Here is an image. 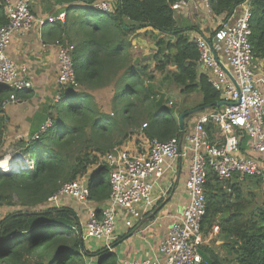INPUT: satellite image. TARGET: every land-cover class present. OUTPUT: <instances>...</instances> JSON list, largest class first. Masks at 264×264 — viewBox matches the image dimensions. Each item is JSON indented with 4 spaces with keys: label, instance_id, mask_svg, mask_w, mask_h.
I'll list each match as a JSON object with an SVG mask.
<instances>
[{
    "label": "trees",
    "instance_id": "trees-1",
    "mask_svg": "<svg viewBox=\"0 0 264 264\" xmlns=\"http://www.w3.org/2000/svg\"><path fill=\"white\" fill-rule=\"evenodd\" d=\"M5 1L0 0V26L7 23ZM177 1L116 0L111 13L84 6L66 17L64 25L76 24L74 40L68 43L74 45L79 87L59 92L64 104L50 115L52 126L44 134L19 140L7 150L20 160L10 173L0 172V208H11L0 216V264H87L88 256H98V264H116L114 255H102L104 249L85 248L72 208L42 209V205L63 183L96 166L88 178L89 199L100 209L110 193L103 154L132 137L140 139L135 133L143 124L142 133L149 140L167 141L180 135L174 110L155 107L156 74L179 87L181 94L200 93V105L217 107L219 93L205 75L199 76V51L185 34L198 28L179 24L172 9ZM242 1L208 3L215 16L226 19ZM251 12L250 43L256 59H264V0H252ZM140 29L150 33L154 51L145 62L135 64L130 37ZM109 85L114 92L111 114L103 113L89 92ZM11 94L20 95L0 85V103ZM3 128L0 117V138ZM247 180L256 188L261 186L260 179L252 176L219 179L213 171L207 176L200 264H264V201L252 207L255 194L243 189ZM214 225L218 234L209 238Z\"/></svg>",
    "mask_w": 264,
    "mask_h": 264
},
{
    "label": "built area",
    "instance_id": "built-area-1",
    "mask_svg": "<svg viewBox=\"0 0 264 264\" xmlns=\"http://www.w3.org/2000/svg\"><path fill=\"white\" fill-rule=\"evenodd\" d=\"M115 1L97 0L82 6L111 13ZM251 1L243 0L237 6L236 18L232 22L221 21L210 36L192 37L199 51L197 66L205 70L207 81L219 93L222 102L219 107L198 113L188 133L167 141L147 139V147L143 150L115 146L103 154L101 161L109 167L110 193L100 209L93 208L89 199L90 172L63 183L45 200L42 209L68 207L66 201L69 200L76 202L87 212L82 238L101 240L102 255L113 254L117 211L128 215L127 228L139 224L153 212L157 199L167 195V190H161L158 198L154 197V185L167 172H175L177 161L184 160L187 203L170 222L158 243V253L153 258L125 260L123 264H200V246L205 242L201 228L206 209L204 187L209 173L213 171L219 179H229L233 175L239 180L244 176L256 177L264 188V86L259 85L254 71L256 57L250 43ZM32 2L6 0L3 7L7 23L0 26V85L14 91L31 88L32 82L25 76L26 67H19L7 53L12 38L27 33L35 24L43 26L56 20L64 21L66 16L61 12L56 16L36 17L31 9ZM204 2L209 8L208 0ZM186 5V0H179L172 9L177 11ZM56 48L59 92L78 88L72 59L74 45L57 40ZM59 99L58 93L56 100ZM17 101L18 97L11 94L0 103V113ZM167 104L172 106L173 102ZM209 124L218 129L219 138L210 139ZM51 126L49 118L32 138H39ZM218 231V226L214 225L209 238Z\"/></svg>",
    "mask_w": 264,
    "mask_h": 264
},
{
    "label": "crops",
    "instance_id": "crops-1",
    "mask_svg": "<svg viewBox=\"0 0 264 264\" xmlns=\"http://www.w3.org/2000/svg\"><path fill=\"white\" fill-rule=\"evenodd\" d=\"M186 2L187 5L184 8L175 11V16L181 26L185 27L189 24L198 28L197 31H185V34L191 39L198 35L210 36V31H213L221 21L232 22L239 13V9L236 7L233 13L228 18L224 19L223 15L215 16L210 8L206 7L204 0H186ZM83 4H86V2L82 0H33L31 9L36 17L56 16L61 12H65L66 19V17L73 15L79 9L83 8ZM64 22L65 20H56L53 23L43 26L35 24L27 33L12 38L7 53L19 67H26L25 76L31 80L32 87L19 91L20 95L18 96V101L6 106L3 112L0 113V117L4 124L3 133L5 136H19L17 137L18 141L22 139L27 140L37 132L39 127L49 119L50 115L55 111L54 104L57 102L56 97L59 93L56 85V76L59 66L56 41L64 39L68 42L70 41L69 39L74 40L73 36L76 35L74 32L76 24L73 25L74 23L71 24L67 22L66 25H64ZM140 30H144L142 37L146 36L147 38L150 34H144L147 29ZM140 30H137L134 35L130 37L131 47L129 49L134 55V60L135 58H139L138 63L141 60L145 62V59H148L154 51V44L151 45V51L147 49L146 45H148L150 39L146 42L143 39H139L140 33H142ZM86 54L87 52L84 53V56H86ZM254 65V71L256 72L259 85L264 86V59H256ZM150 66H153V62H151ZM199 69L198 67V70ZM203 71L205 72V70ZM105 89H109L111 92L108 107H101L100 105H98V107L103 113L111 114L112 99L114 96L112 86L109 85L95 90H89V92L96 97L99 92ZM177 89L180 93V88L177 87ZM159 91L164 92L165 90ZM164 93H166L168 101H172L171 97H168V92ZM196 95H199L201 100L200 93L194 94V96ZM200 100L196 106L200 105ZM165 104L166 103H164V105ZM173 105L174 102L172 106ZM215 108L210 107L208 109ZM175 113L176 116L180 114H178L177 111ZM197 115L198 113L194 114L186 121L185 133L192 130ZM142 129L143 125L141 129H138L135 133L138 138H140L138 139L139 141L136 140L135 137H132L118 146H123V148H127L128 150H135L136 148L141 150L145 149L147 147V138L144 137ZM207 129L210 131V139L215 140L219 138V136H217L219 132L215 126L209 124ZM20 136H22V138ZM174 171V173L167 172L164 177L158 180L157 184L154 185L152 190L154 197L158 198L161 190H167V195L163 196L161 200L157 199L153 212L146 215L135 227L127 228L125 226V220H127L128 215L120 210L117 211L114 228L116 239L113 244L112 254L117 260L116 264H123L125 260L153 258V256L158 253V243L165 236L170 222L174 216L181 213L182 208L187 203V194L184 189L187 167L184 160L175 163ZM66 203L69 208L74 210L79 219L78 230L81 229L82 233H84L86 210L72 200L66 201ZM103 205H105V203H103L101 207ZM91 206L98 210V206H95L92 202ZM7 210H9L7 207L0 208V216ZM83 240L85 248L90 252L102 248L101 240L91 238H83ZM220 242L221 241H217L216 244L220 245ZM98 261V256H88L86 259L87 264H98Z\"/></svg>",
    "mask_w": 264,
    "mask_h": 264
},
{
    "label": "rangeland",
    "instance_id": "rangeland-1",
    "mask_svg": "<svg viewBox=\"0 0 264 264\" xmlns=\"http://www.w3.org/2000/svg\"><path fill=\"white\" fill-rule=\"evenodd\" d=\"M143 31L144 30H140V36H139V39H143L145 42L150 39L148 45L147 46V49H149V51H151V45L154 44L153 43V38H151L150 34L145 37H142L143 36ZM146 44V43H145ZM144 61V60H143ZM153 84L159 89V90H165L164 92H168V97H171V100L174 102V105L173 106H169L167 104V101H168V98L165 99V108L167 109H173L175 110V112L177 111L178 114L183 112L184 110H187L189 108H192L194 106L197 105V103L199 102L200 100V97L199 95H185V94H181L178 92V89L175 85H172V84H169L167 82H165L163 80V76L161 74H156V80L155 82H153ZM112 91V90H111ZM110 95H111V92L110 90H102L101 92H99L98 95H96V97L94 99H96V103L97 105H100L101 107H108V101H109V98H110ZM111 101V100H110ZM58 109H56L54 112H53V115L54 114H57L58 110L61 111V105L64 104V100H62L61 98L58 100ZM111 104V102H110ZM177 107V108H176ZM176 115V113H174V116ZM19 136H5L3 131H2V134H1V138H0V161H5V158L7 156H9L8 154V148L12 145H14L18 140ZM22 138V136H20ZM93 171V167H91L88 172L91 173V171ZM243 189L245 190V192H249L250 191V194H252L251 192H253L255 194V196L251 197L252 198V207L254 205H258V204H261L263 201H264V188L262 186H260L259 188L255 187L251 182H249L248 180L244 182V185H243ZM7 209H11L10 207H7ZM6 213V212H5ZM4 213V214H5ZM208 240V238H207ZM222 243V240L220 242V244Z\"/></svg>",
    "mask_w": 264,
    "mask_h": 264
},
{
    "label": "water",
    "instance_id": "water-1",
    "mask_svg": "<svg viewBox=\"0 0 264 264\" xmlns=\"http://www.w3.org/2000/svg\"><path fill=\"white\" fill-rule=\"evenodd\" d=\"M139 61V58H135L134 63L137 64ZM198 74L199 76L201 74H205V72L201 69L198 70ZM165 98H166V93L162 92V91H158V98L155 101V107L158 110H163L165 105ZM222 102L219 101L217 104H215L216 106L221 105ZM210 108L209 105H199L190 109H187L183 112H181L178 115V120H179V133L183 134L185 132V125H186V121L188 119H190L194 114L200 113L201 111ZM7 161V167L5 169H0V172H5V173H10L13 169V167L17 164V162L20 160V158L18 156L15 157H11V156H7L6 159ZM79 235L82 237V231L81 229L79 230Z\"/></svg>",
    "mask_w": 264,
    "mask_h": 264
},
{
    "label": "bare ground",
    "instance_id": "bare-ground-1",
    "mask_svg": "<svg viewBox=\"0 0 264 264\" xmlns=\"http://www.w3.org/2000/svg\"><path fill=\"white\" fill-rule=\"evenodd\" d=\"M7 161H0V169H5L7 167Z\"/></svg>",
    "mask_w": 264,
    "mask_h": 264
}]
</instances>
